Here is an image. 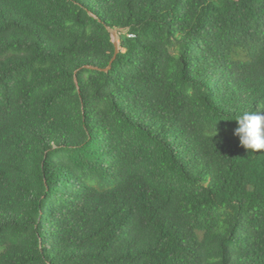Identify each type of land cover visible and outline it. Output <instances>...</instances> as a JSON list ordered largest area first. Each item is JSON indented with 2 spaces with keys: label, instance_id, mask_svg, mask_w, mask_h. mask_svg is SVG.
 Listing matches in <instances>:
<instances>
[{
  "label": "trees",
  "instance_id": "obj_1",
  "mask_svg": "<svg viewBox=\"0 0 264 264\" xmlns=\"http://www.w3.org/2000/svg\"><path fill=\"white\" fill-rule=\"evenodd\" d=\"M257 108L264 0H0V264H264Z\"/></svg>",
  "mask_w": 264,
  "mask_h": 264
},
{
  "label": "clouds",
  "instance_id": "obj_2",
  "mask_svg": "<svg viewBox=\"0 0 264 264\" xmlns=\"http://www.w3.org/2000/svg\"><path fill=\"white\" fill-rule=\"evenodd\" d=\"M238 127L234 135L239 138L242 147L249 153L264 151V109L247 110L239 113L234 119ZM211 136L218 135L216 125L210 130Z\"/></svg>",
  "mask_w": 264,
  "mask_h": 264
},
{
  "label": "water",
  "instance_id": "obj_3",
  "mask_svg": "<svg viewBox=\"0 0 264 264\" xmlns=\"http://www.w3.org/2000/svg\"><path fill=\"white\" fill-rule=\"evenodd\" d=\"M112 36V42L114 43V45L116 46V53L118 54V52L121 50V46H120V37L118 35V32L116 30H109Z\"/></svg>",
  "mask_w": 264,
  "mask_h": 264
},
{
  "label": "rangeland",
  "instance_id": "obj_4",
  "mask_svg": "<svg viewBox=\"0 0 264 264\" xmlns=\"http://www.w3.org/2000/svg\"><path fill=\"white\" fill-rule=\"evenodd\" d=\"M119 35V34H118Z\"/></svg>",
  "mask_w": 264,
  "mask_h": 264
}]
</instances>
